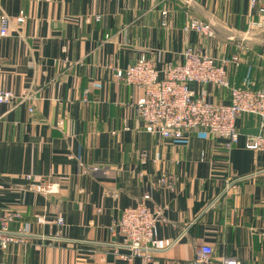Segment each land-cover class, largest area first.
<instances>
[{
  "label": "crops",
  "instance_id": "0c3cea01",
  "mask_svg": "<svg viewBox=\"0 0 264 264\" xmlns=\"http://www.w3.org/2000/svg\"><path fill=\"white\" fill-rule=\"evenodd\" d=\"M251 1L0 0V89L18 97L0 108V216L13 215L18 241L0 248V264H192L203 245L214 264H264V155L246 148L262 120L239 118L230 152L203 132L165 139L146 132L138 92L116 78L197 48L231 86L264 89V16ZM194 20L214 36L185 31ZM192 89L230 101L227 89ZM27 176L57 191L31 189ZM145 197L164 218L154 236L163 251L148 262L110 230Z\"/></svg>",
  "mask_w": 264,
  "mask_h": 264
},
{
  "label": "built area",
  "instance_id": "2783aa9c",
  "mask_svg": "<svg viewBox=\"0 0 264 264\" xmlns=\"http://www.w3.org/2000/svg\"><path fill=\"white\" fill-rule=\"evenodd\" d=\"M258 0L251 1V9H257ZM258 15L264 16V0H261ZM167 13H163L165 27ZM100 18H97L99 21ZM21 21V20H20ZM256 26L253 25L251 29ZM185 31H195L206 37L214 36L209 25L192 21ZM7 26H3L1 36H7ZM182 63L168 65L158 69L151 61L142 59L126 72H118L116 78L124 81L138 92L133 108L137 119L145 125L146 132L159 135L165 139L182 140L186 135L203 132L212 140L222 142L230 152L240 140L237 121L244 115L260 118L264 126V89L234 87L228 80L225 67L218 66L207 53L197 48H188L181 54ZM1 70V69H0ZM193 86H212L216 89L230 91L227 104H215L199 95ZM26 97L19 99L24 100ZM14 93L0 89V108L17 101ZM246 148L264 155V132L259 135L247 136ZM95 172L98 169H94ZM31 189L42 194L55 193L56 186L49 180H33L27 176ZM236 180L229 183L228 188L234 189ZM166 180H163L165 183ZM145 197L137 206L125 209L118 222L110 230L122 239L121 247L127 249L132 256L145 261L152 259L153 253L163 251L154 240L155 230L164 221L161 210L152 212L146 205ZM12 214L0 216V248L17 243L15 234L10 232L9 223ZM62 223V219H59ZM262 234L264 236V225ZM192 264H214L213 250L210 246H201ZM220 264H241L232 257L222 258Z\"/></svg>",
  "mask_w": 264,
  "mask_h": 264
}]
</instances>
